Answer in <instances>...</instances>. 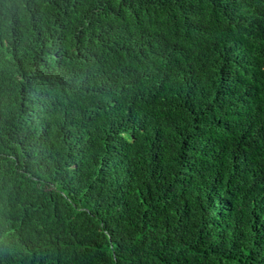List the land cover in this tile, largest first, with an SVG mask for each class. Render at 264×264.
I'll use <instances>...</instances> for the list:
<instances>
[{"label": "trees", "instance_id": "trees-1", "mask_svg": "<svg viewBox=\"0 0 264 264\" xmlns=\"http://www.w3.org/2000/svg\"><path fill=\"white\" fill-rule=\"evenodd\" d=\"M0 264H264V0H0Z\"/></svg>", "mask_w": 264, "mask_h": 264}]
</instances>
